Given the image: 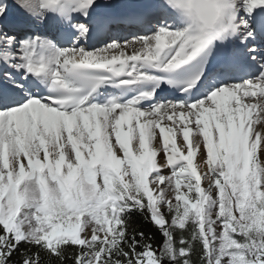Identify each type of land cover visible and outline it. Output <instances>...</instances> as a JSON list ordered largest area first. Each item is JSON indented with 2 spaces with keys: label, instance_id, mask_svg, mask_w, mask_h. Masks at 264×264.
Returning a JSON list of instances; mask_svg holds the SVG:
<instances>
[{
  "label": "snow or ice",
  "instance_id": "6c2138e0",
  "mask_svg": "<svg viewBox=\"0 0 264 264\" xmlns=\"http://www.w3.org/2000/svg\"><path fill=\"white\" fill-rule=\"evenodd\" d=\"M0 264H264V0H0Z\"/></svg>",
  "mask_w": 264,
  "mask_h": 264
}]
</instances>
